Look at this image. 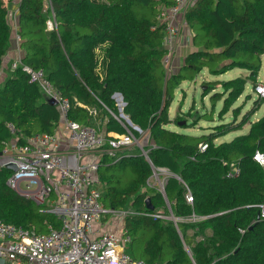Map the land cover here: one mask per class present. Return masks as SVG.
Returning <instances> with one entry per match:
<instances>
[{
    "label": "trees",
    "instance_id": "1",
    "mask_svg": "<svg viewBox=\"0 0 264 264\" xmlns=\"http://www.w3.org/2000/svg\"><path fill=\"white\" fill-rule=\"evenodd\" d=\"M171 5L172 0H0V69L16 34L22 65L42 70L52 88L69 100L68 119L94 126L88 110L78 104L95 109L107 139L108 133L125 132L114 119L119 112L113 95L121 96L122 113L145 133L139 138L132 130L149 161L138 147L121 151L128 156L117 162L101 155L97 176L103 186L100 202L106 210L124 213L122 228L133 255L138 246V258L128 254L132 259L146 264H264V219L258 208L264 205V166L253 159L256 152L264 157V115L251 121L252 113H247L237 122L240 109L233 108L247 81L253 89L259 84L264 0H192L184 27L194 50L166 70L164 24L158 16ZM233 69L248 75L201 84L203 97L219 88L210 96L211 112L221 101L218 119L231 112L230 123L198 137L168 129L172 123L186 128L179 125L182 119H169L174 92L183 81L194 82L205 70L219 76ZM9 71L0 83V152L13 140L23 144L35 134L53 135L60 124L56 104L39 85L21 67ZM245 125L247 133L215 144ZM152 166L172 174L165 199L148 185ZM234 169L237 174L229 177ZM10 174L0 169V220L37 234L46 233V224L57 229L46 206L6 186Z\"/></svg>",
    "mask_w": 264,
    "mask_h": 264
},
{
    "label": "built area",
    "instance_id": "2",
    "mask_svg": "<svg viewBox=\"0 0 264 264\" xmlns=\"http://www.w3.org/2000/svg\"><path fill=\"white\" fill-rule=\"evenodd\" d=\"M191 2L172 0V5L162 8L158 16L159 22L164 24L165 55L162 65L166 70H170L180 44L184 14ZM53 26V19L48 20L47 29L51 30ZM14 39L18 46L16 34ZM20 58L21 52L10 63V70L21 67L30 81L39 85L43 96L55 102L60 114L59 126H62V133L68 139L67 144L63 145L55 133L35 134L24 140L23 144L16 140L4 143L0 152V169H8L9 165L15 167V171L10 170L6 186L35 205L46 206L59 227L56 229L46 224V233L37 234L33 228L0 220V258L5 264H146L142 260L132 259L125 252L124 246L131 239L122 228L124 213L106 210L100 203L101 193L97 188L101 155L117 162L123 156H128V153L121 155V151L138 147L141 155L148 159L147 152L139 143V138L145 133L127 122V117L122 113L124 103L117 94L113 95V99L119 116L114 118L124 127V134H110L107 139L96 128L69 120V100L52 88L42 70L35 71L22 65ZM254 89L256 94L264 95L263 84H258ZM86 109L90 116L96 115L95 109ZM7 127L14 131L11 124H7ZM132 130L138 133L139 138L133 135ZM205 148L206 145H200L201 150ZM253 159L264 166V157L260 153L256 152ZM237 172L234 169V173L228 176L232 177ZM169 176L172 174L166 168L152 166L148 185L152 180L151 186L156 187L164 199V187ZM186 201L192 202L189 193ZM258 208L259 219H264V205H258ZM107 214L115 217L117 230L121 228L120 235L119 232L106 231L109 224H106L104 216ZM153 216L163 218L161 215Z\"/></svg>",
    "mask_w": 264,
    "mask_h": 264
},
{
    "label": "rangeland",
    "instance_id": "3",
    "mask_svg": "<svg viewBox=\"0 0 264 264\" xmlns=\"http://www.w3.org/2000/svg\"><path fill=\"white\" fill-rule=\"evenodd\" d=\"M172 62L170 64L171 70L173 68ZM247 74V71L241 69H233L226 74L219 76H212L204 71L196 77L194 82L183 81L174 92L173 100L169 108V119L171 121L176 118L182 119L179 123L180 125L186 126V128L181 129V127L178 126V123H172L168 126V129L174 132L198 137L209 134L214 126L230 123L232 120L231 112L225 114L222 121L218 119V112L221 109V101H218L215 104L214 109L211 112L212 106L210 96L215 92H219V88L211 91L210 94L203 97L202 90L205 89V86H203L202 89L201 84L203 82L227 81L236 77L245 78ZM257 83L264 85V55L261 56V66L257 76ZM235 107L240 109V115L236 118L237 122L240 121L241 116L247 113H252L251 121H256L264 115V95L260 96L256 94L253 85L247 81L242 95L238 98L233 108ZM93 123V125L97 124L98 120H93ZM247 131L248 125H245L240 131L230 132L225 136L217 138L215 144L229 142L234 137L247 133ZM150 184H153L152 180H150ZM98 189L101 191L103 186L99 185ZM104 218L106 224H109L108 230L110 229V231L119 232L120 235L121 228H118L119 231L117 230L115 217H113L112 214H107ZM124 248L125 252L132 258H138V246L133 247L134 255L132 254L130 244H125ZM184 250L189 253L187 247L184 248Z\"/></svg>",
    "mask_w": 264,
    "mask_h": 264
},
{
    "label": "crops",
    "instance_id": "4",
    "mask_svg": "<svg viewBox=\"0 0 264 264\" xmlns=\"http://www.w3.org/2000/svg\"><path fill=\"white\" fill-rule=\"evenodd\" d=\"M194 50V47L191 46V41H190V33L188 29H185V27H183L182 31H181V37H180V44L177 48L176 54L173 58V67L178 66L184 59V56L190 52ZM19 51V53H18ZM96 53H100V48L96 49ZM18 55H20V49L19 46H17L15 39L12 40L11 45L9 50L7 51L6 55L4 56L3 60H2V66L0 69V83L4 80V78L7 76V73L10 72L9 71V66L10 63L12 61H14L15 59H17ZM206 71V70H205ZM231 71V70H230ZM204 72V71H203ZM207 72V71H206ZM227 73V72H226ZM225 73V74H226ZM248 73V72H247ZM224 75V74H223ZM248 75V74H247ZM115 100V99H114ZM80 104V103H79ZM80 107L82 108H88L86 106H84L83 104H80ZM96 111V110H95ZM110 115H112L110 112H108ZM113 116V115H112ZM92 117V116H91ZM100 116H98V113L96 111V115L93 117V120H98V123L95 124L94 128H96L100 133L105 135L104 129L101 128L100 129V120L97 119ZM120 118V117H118ZM115 119V118H114ZM117 121V119H115ZM104 123V122H103ZM102 123V125H103ZM110 134H115V133H108L107 135ZM55 135L59 136L63 142V145L67 144V137L66 134L62 133V126L60 125L57 129V131H55ZM100 185V183H99ZM99 187V186H98ZM97 187V188H98ZM99 190V189H98ZM100 191V190H99ZM110 230V229H109ZM108 228L106 229V231H109Z\"/></svg>",
    "mask_w": 264,
    "mask_h": 264
},
{
    "label": "water",
    "instance_id": "5",
    "mask_svg": "<svg viewBox=\"0 0 264 264\" xmlns=\"http://www.w3.org/2000/svg\"><path fill=\"white\" fill-rule=\"evenodd\" d=\"M117 95H119V94H117ZM49 102L51 103V104H54L55 105V102L53 101V100H49ZM127 122L130 124V125H132V123L130 122V120H129V118L127 117ZM179 125H180V123H179ZM133 126V125H132ZM148 160V159H147ZM149 161V160H148ZM7 168L9 169V170H11V171H15V167L13 166V165H9V166H7ZM145 204L147 205V208L149 209V210H152V207L150 206V202H149V199H146L145 200ZM0 264H5L4 263V260L3 259H1L0 258Z\"/></svg>",
    "mask_w": 264,
    "mask_h": 264
}]
</instances>
